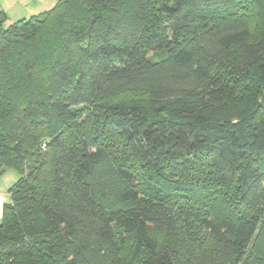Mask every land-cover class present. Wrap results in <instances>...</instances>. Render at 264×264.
Returning <instances> with one entry per match:
<instances>
[{"label": "trees", "instance_id": "obj_1", "mask_svg": "<svg viewBox=\"0 0 264 264\" xmlns=\"http://www.w3.org/2000/svg\"><path fill=\"white\" fill-rule=\"evenodd\" d=\"M9 169L0 264H264V0L0 13Z\"/></svg>", "mask_w": 264, "mask_h": 264}, {"label": "crops", "instance_id": "obj_2", "mask_svg": "<svg viewBox=\"0 0 264 264\" xmlns=\"http://www.w3.org/2000/svg\"><path fill=\"white\" fill-rule=\"evenodd\" d=\"M57 0H0V13L5 15L6 24L29 19L51 9ZM14 170H5L0 176V219L4 204L10 200L9 189L17 181Z\"/></svg>", "mask_w": 264, "mask_h": 264}, {"label": "rangeland", "instance_id": "obj_3", "mask_svg": "<svg viewBox=\"0 0 264 264\" xmlns=\"http://www.w3.org/2000/svg\"><path fill=\"white\" fill-rule=\"evenodd\" d=\"M126 97H133V99L138 100V102H140L144 106L146 105V99H145V96L143 94H132V95H128ZM14 173L18 179L19 176L17 175L16 172H14ZM254 244H255L254 246H255L256 251L259 254L264 255V227L259 231L256 242Z\"/></svg>", "mask_w": 264, "mask_h": 264}]
</instances>
